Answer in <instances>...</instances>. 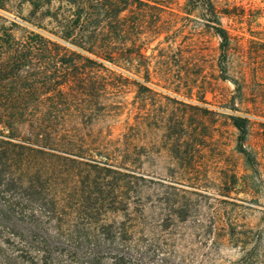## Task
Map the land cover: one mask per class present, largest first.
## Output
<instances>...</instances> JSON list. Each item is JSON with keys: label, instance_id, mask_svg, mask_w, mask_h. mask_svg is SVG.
I'll use <instances>...</instances> for the list:
<instances>
[{"label": "trees", "instance_id": "1", "mask_svg": "<svg viewBox=\"0 0 264 264\" xmlns=\"http://www.w3.org/2000/svg\"><path fill=\"white\" fill-rule=\"evenodd\" d=\"M53 1L0 0V264H192L197 252L188 247L189 236L215 252L226 237L241 249L230 264H264V216L261 225L244 227L229 207H241L230 192L264 190L245 144L248 115L230 119L249 172L239 177L223 170L220 194L150 179L114 163L99 142L86 144L106 77L119 82L122 70L137 73V67L149 74L147 56L130 36L145 27L150 9L162 8L159 3L59 0L52 8ZM207 1L201 8L219 38V75L241 96L239 81L228 77L231 36L220 20L232 11ZM45 18L56 26L48 31L52 37L41 32ZM18 20L38 30L18 38L12 33ZM145 189L151 194L141 197Z\"/></svg>", "mask_w": 264, "mask_h": 264}, {"label": "rangeland", "instance_id": "2", "mask_svg": "<svg viewBox=\"0 0 264 264\" xmlns=\"http://www.w3.org/2000/svg\"><path fill=\"white\" fill-rule=\"evenodd\" d=\"M155 1L162 8L150 9L145 27L130 36L147 56L149 74L137 67V73L122 70L119 82L106 77V91L98 98L103 106H94L96 119L88 126L92 138L86 137V144L99 142L114 163L150 179H176L220 194L223 170L239 177L249 172L236 149L237 130L230 119L232 114L248 115L245 144L264 178V0H211L217 10L232 11L221 14L220 20L231 36L228 77L239 81L241 96L219 75V38L206 24L211 19L208 10L201 8L208 1ZM194 2L200 3L198 9L192 7ZM59 3L54 0L51 7ZM28 10L23 8L25 19ZM41 21L46 29L41 32L52 37L48 31L56 30L55 24L47 23L48 18ZM18 23L12 30L18 38L26 29L38 30L27 21ZM140 62L137 57V66ZM241 191L229 193L241 205L229 206L232 216L244 227L261 225L264 190L248 195ZM141 194L146 197L151 190ZM116 217L123 219L121 213ZM188 240V247L197 252L192 264H230L241 255L226 237L217 252L209 243L200 247L191 236Z\"/></svg>", "mask_w": 264, "mask_h": 264}]
</instances>
